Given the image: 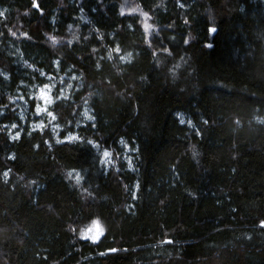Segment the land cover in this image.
<instances>
[{
  "label": "trees",
  "instance_id": "trees-1",
  "mask_svg": "<svg viewBox=\"0 0 264 264\" xmlns=\"http://www.w3.org/2000/svg\"><path fill=\"white\" fill-rule=\"evenodd\" d=\"M38 2L0 0V264H264V0Z\"/></svg>",
  "mask_w": 264,
  "mask_h": 264
},
{
  "label": "rangeland",
  "instance_id": "rangeland-1",
  "mask_svg": "<svg viewBox=\"0 0 264 264\" xmlns=\"http://www.w3.org/2000/svg\"><path fill=\"white\" fill-rule=\"evenodd\" d=\"M67 83V87H68ZM47 86V87H46ZM66 93V88L63 87H56V82L54 81H49L48 84H46L43 87H37L34 89V91H31L29 98L36 99V105L34 108V113L35 116H43L46 117V111H40L39 114H37V106H39L40 109H47L48 106L51 104L52 99L57 96L58 94H65ZM44 97H47V101L44 99ZM21 103H19V110H20V118L22 120L25 119V115L27 114V112L29 111V105L28 102L21 100ZM85 118H89V114L88 111L85 112ZM43 122H32L30 123V128H35V129H40L43 127ZM14 137H16V135H14ZM103 232V226L100 222L98 221H93L91 223H89L84 229H82V231H80V237L81 239H85V240H90L89 237L92 236H99V233Z\"/></svg>",
  "mask_w": 264,
  "mask_h": 264
},
{
  "label": "snow or ice",
  "instance_id": "snow-or-ice-1",
  "mask_svg": "<svg viewBox=\"0 0 264 264\" xmlns=\"http://www.w3.org/2000/svg\"><path fill=\"white\" fill-rule=\"evenodd\" d=\"M32 7L34 9H36L37 11L41 12V14H43V10L41 9L40 7V3L38 2V0H33V3H32ZM0 15H3V13H0ZM216 29L215 28H209V32H215ZM25 36H27V34H25ZM185 43H187V41H185ZM151 46V44L149 45ZM117 51H119V49L117 48ZM163 51L165 53H167L169 50L167 48H163ZM47 87V86H46ZM44 99L47 101V97H44ZM40 111H47L46 109H40L39 106H37V114H39ZM49 116H52V113L51 112H48L47 113ZM55 118V117H53ZM205 123H207V121H205ZM199 134V133H197ZM17 138H18V134H17ZM70 140H73V139H78V137H74V136H70L69 137ZM45 143H47V141H45ZM88 143L91 145L92 144V141H88ZM109 153L107 151L104 152V156H108ZM5 176L8 175L7 172L4 173ZM135 195H133V199H135ZM261 226H264V221L261 222ZM103 233L100 232L99 235H102ZM99 238V236H92V237H89V239H91L93 242H95L97 239ZM169 243H171V241H169ZM111 251H116V249H112Z\"/></svg>",
  "mask_w": 264,
  "mask_h": 264
}]
</instances>
